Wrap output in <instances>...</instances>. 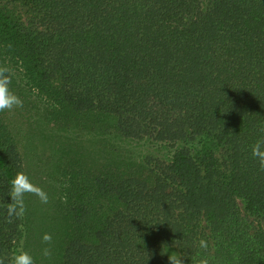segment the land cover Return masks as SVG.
<instances>
[{
    "label": "trees",
    "instance_id": "trees-1",
    "mask_svg": "<svg viewBox=\"0 0 264 264\" xmlns=\"http://www.w3.org/2000/svg\"><path fill=\"white\" fill-rule=\"evenodd\" d=\"M0 55L51 115L177 146L144 176L75 173L60 264H170L166 246L264 264V0H0ZM22 165L0 121L5 264L29 233L27 210L6 215Z\"/></svg>",
    "mask_w": 264,
    "mask_h": 264
},
{
    "label": "rangeland",
    "instance_id": "rangeland-1",
    "mask_svg": "<svg viewBox=\"0 0 264 264\" xmlns=\"http://www.w3.org/2000/svg\"><path fill=\"white\" fill-rule=\"evenodd\" d=\"M0 65L10 68V87L23 99L22 108L0 112V121L8 127L18 145L23 171L49 196L47 204H42L34 195L25 197L29 218L25 250L34 257L35 264H60L69 237L77 232L67 192L75 173L144 176L151 159L169 161L177 146L147 138H125L85 121L55 117L46 110L43 98L25 83L12 62L0 55ZM241 207L243 211V203ZM46 232L52 234L51 245L42 242ZM45 247L51 248L50 257L43 255ZM172 252L179 253V250L175 246L165 247L167 257Z\"/></svg>",
    "mask_w": 264,
    "mask_h": 264
},
{
    "label": "clouds",
    "instance_id": "clouds-1",
    "mask_svg": "<svg viewBox=\"0 0 264 264\" xmlns=\"http://www.w3.org/2000/svg\"><path fill=\"white\" fill-rule=\"evenodd\" d=\"M12 83V73L7 65H0V112H12L15 109L23 107V99L14 92L10 85ZM251 154L259 164V167L264 171V138L258 139L251 148ZM10 190L8 197L10 202L6 207V215L8 222L14 219H21L26 214V195L36 196L42 204L49 202L48 193L39 185L32 182L30 177L24 172L19 171L10 181ZM53 237L51 233H44L42 235V242L46 245H51ZM199 247L207 250L208 242L204 239L199 241ZM45 257L51 256V248L45 247L43 249ZM183 255L180 253H171L168 256L170 264H184ZM0 264H5V259L0 258ZM8 264H35L34 257L26 250H19L15 252ZM198 264H210L207 256H202Z\"/></svg>",
    "mask_w": 264,
    "mask_h": 264
}]
</instances>
